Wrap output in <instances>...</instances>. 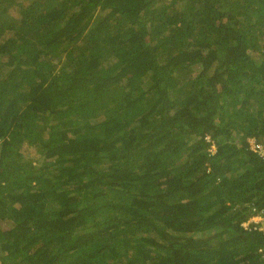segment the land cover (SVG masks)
Listing matches in <instances>:
<instances>
[{
    "label": "trees",
    "instance_id": "obj_1",
    "mask_svg": "<svg viewBox=\"0 0 264 264\" xmlns=\"http://www.w3.org/2000/svg\"><path fill=\"white\" fill-rule=\"evenodd\" d=\"M249 139L264 0H0V264H264Z\"/></svg>",
    "mask_w": 264,
    "mask_h": 264
},
{
    "label": "built area",
    "instance_id": "obj_2",
    "mask_svg": "<svg viewBox=\"0 0 264 264\" xmlns=\"http://www.w3.org/2000/svg\"><path fill=\"white\" fill-rule=\"evenodd\" d=\"M212 146L214 147V145H212ZM250 147L252 150L257 151L260 154L264 153L263 145L260 143H256L254 140H250Z\"/></svg>",
    "mask_w": 264,
    "mask_h": 264
},
{
    "label": "rangeland",
    "instance_id": "obj_3",
    "mask_svg": "<svg viewBox=\"0 0 264 264\" xmlns=\"http://www.w3.org/2000/svg\"><path fill=\"white\" fill-rule=\"evenodd\" d=\"M252 140V139H250ZM252 144V143H251ZM214 147L211 145L210 146V151H214ZM262 219L259 215L252 216L247 222H244L243 225L247 226L250 222L257 223Z\"/></svg>",
    "mask_w": 264,
    "mask_h": 264
},
{
    "label": "clouds",
    "instance_id": "obj_4",
    "mask_svg": "<svg viewBox=\"0 0 264 264\" xmlns=\"http://www.w3.org/2000/svg\"><path fill=\"white\" fill-rule=\"evenodd\" d=\"M252 140H254V139H252ZM249 142H250V139H249Z\"/></svg>",
    "mask_w": 264,
    "mask_h": 264
}]
</instances>
